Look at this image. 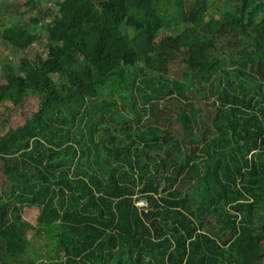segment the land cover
Here are the masks:
<instances>
[{
  "label": "trees",
  "instance_id": "trees-1",
  "mask_svg": "<svg viewBox=\"0 0 264 264\" xmlns=\"http://www.w3.org/2000/svg\"><path fill=\"white\" fill-rule=\"evenodd\" d=\"M18 18L0 110H38L0 135V264H264V0Z\"/></svg>",
  "mask_w": 264,
  "mask_h": 264
},
{
  "label": "rangeland",
  "instance_id": "rangeland-1",
  "mask_svg": "<svg viewBox=\"0 0 264 264\" xmlns=\"http://www.w3.org/2000/svg\"><path fill=\"white\" fill-rule=\"evenodd\" d=\"M26 2L27 0H0V24L11 27L12 21L18 20L22 22L19 20L18 15L25 10ZM25 18H30V15L25 16ZM0 30H2V28H0ZM37 110L38 102L36 99H31L25 107L14 108L11 112L6 111L2 106L0 110V135H3L10 128H17L25 125L26 120L36 113ZM139 203H141V201ZM30 213H32V211H30Z\"/></svg>",
  "mask_w": 264,
  "mask_h": 264
},
{
  "label": "built area",
  "instance_id": "built-area-1",
  "mask_svg": "<svg viewBox=\"0 0 264 264\" xmlns=\"http://www.w3.org/2000/svg\"><path fill=\"white\" fill-rule=\"evenodd\" d=\"M141 205L140 206H142L143 205V203H140Z\"/></svg>",
  "mask_w": 264,
  "mask_h": 264
}]
</instances>
